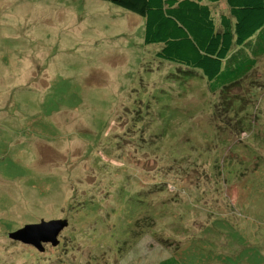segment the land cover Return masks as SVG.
Masks as SVG:
<instances>
[{
    "label": "rangeland",
    "instance_id": "obj_1",
    "mask_svg": "<svg viewBox=\"0 0 264 264\" xmlns=\"http://www.w3.org/2000/svg\"><path fill=\"white\" fill-rule=\"evenodd\" d=\"M161 48L107 1L0 0V264H264V57L213 94Z\"/></svg>",
    "mask_w": 264,
    "mask_h": 264
},
{
    "label": "trees",
    "instance_id": "obj_2",
    "mask_svg": "<svg viewBox=\"0 0 264 264\" xmlns=\"http://www.w3.org/2000/svg\"><path fill=\"white\" fill-rule=\"evenodd\" d=\"M102 1L140 15L144 43L161 44L156 56L205 79L209 93L241 84L264 57V0ZM220 3L225 9L216 11ZM176 180L172 188L188 186L181 175ZM162 182L154 188L165 189Z\"/></svg>",
    "mask_w": 264,
    "mask_h": 264
},
{
    "label": "water",
    "instance_id": "obj_3",
    "mask_svg": "<svg viewBox=\"0 0 264 264\" xmlns=\"http://www.w3.org/2000/svg\"><path fill=\"white\" fill-rule=\"evenodd\" d=\"M67 226V220L41 221L37 224L26 225L9 236L15 241L31 245L43 252L45 250L43 244H50L53 247L58 245V236Z\"/></svg>",
    "mask_w": 264,
    "mask_h": 264
},
{
    "label": "crops",
    "instance_id": "obj_4",
    "mask_svg": "<svg viewBox=\"0 0 264 264\" xmlns=\"http://www.w3.org/2000/svg\"><path fill=\"white\" fill-rule=\"evenodd\" d=\"M31 4L33 5V3H31ZM35 11H36V10H34V12L31 14V17H32V15L35 13ZM70 17H71V16H70Z\"/></svg>",
    "mask_w": 264,
    "mask_h": 264
}]
</instances>
